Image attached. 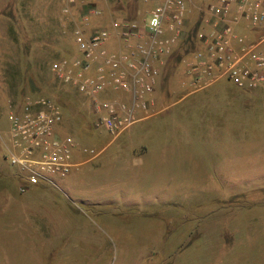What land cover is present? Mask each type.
<instances>
[{
	"label": "rangeland",
	"instance_id": "obj_1",
	"mask_svg": "<svg viewBox=\"0 0 264 264\" xmlns=\"http://www.w3.org/2000/svg\"><path fill=\"white\" fill-rule=\"evenodd\" d=\"M93 1L103 14L83 24L81 0L70 13L64 11L67 0H0V130L7 132L10 125V104L30 91L45 92L64 106L65 130L99 154L85 153L81 146L74 157L84 163L75 176L59 183L60 189L42 185L33 196L74 207L59 211V218L109 224L105 257L93 263L66 241L38 252L32 241L44 232L34 236L32 225L5 224L10 210L0 202V264H135L154 247L159 254L141 264H182L193 257L182 248L199 231L198 217L204 216L202 228H209L213 214L221 216L223 235L214 241L222 244L219 255L226 260L223 246L232 243L225 230L228 218H244L249 206L258 210L264 204V87L241 88L227 79L203 90L188 87L184 59L193 47L181 40L160 64L155 106L133 125V136L125 131L115 138L97 129L88 102L60 81L52 63L81 54L74 36L78 27L91 33L115 18L141 22L154 1ZM139 142L151 149L131 151ZM7 162L0 149L1 184L13 180Z\"/></svg>",
	"mask_w": 264,
	"mask_h": 264
},
{
	"label": "built area",
	"instance_id": "obj_2",
	"mask_svg": "<svg viewBox=\"0 0 264 264\" xmlns=\"http://www.w3.org/2000/svg\"><path fill=\"white\" fill-rule=\"evenodd\" d=\"M81 1L83 24L103 14L95 1ZM152 1L141 22L115 18L111 26L91 33L78 27L74 36L81 54L51 66L63 84L74 86L88 102L95 127L115 138L151 115L160 64L191 32L196 48L184 59L183 84L203 90L227 79L241 88L264 87V0ZM75 4L67 0L64 11L70 13ZM110 41L118 46L108 48ZM7 112L10 125L7 132L0 130V149L19 178L20 192L35 183L60 189L59 183L78 166L74 153L82 146L65 130L60 103L47 95H27Z\"/></svg>",
	"mask_w": 264,
	"mask_h": 264
},
{
	"label": "crops",
	"instance_id": "obj_3",
	"mask_svg": "<svg viewBox=\"0 0 264 264\" xmlns=\"http://www.w3.org/2000/svg\"><path fill=\"white\" fill-rule=\"evenodd\" d=\"M108 48L117 47L116 42L110 41L107 44ZM149 117V116H148ZM143 118L140 121L147 119ZM137 125V124H136ZM129 128L128 135L133 129ZM134 131H137L135 129ZM131 151L136 154H143L151 149L145 142L133 143L130 147ZM69 176L64 180L66 183L71 177L75 176V170L84 163L78 162ZM10 166V165H9ZM8 166V167H9ZM14 170L11 166L9 167ZM13 180L6 183H0V202L10 210V216L6 219L5 224L14 225H32L34 227V236L37 233L44 232L38 238H33V248L40 252L52 251L57 244H62L64 241L71 244L69 249L79 248L84 253L85 259L97 263L105 257V226H94V222L73 220L69 218H59V211L63 213L68 211V208H74L71 205H63L57 202V199L48 198L45 200L43 196L34 197L33 190H44L39 183L31 184L25 193L20 192L18 179L12 174ZM16 180V181H15ZM15 205V206H14ZM14 206V207H13ZM248 207V206H247ZM262 208L256 210L254 207H248L245 210L244 218L242 216L228 218L231 221L226 225V232L231 235L232 243L230 245L223 244L226 260L219 255L222 244L215 242L214 239L223 235V228H219L221 216H209L211 222L210 227L202 228L204 216H199V231L193 235L191 242L186 243L182 250L187 251L188 255L193 256L189 259L182 260V264H264V204ZM49 209L52 212L46 213ZM54 211V212H53ZM206 219H208L206 217ZM103 226V225H102ZM19 245L24 241L25 235L21 234ZM252 238V239H251ZM32 245V244H31ZM139 249H134L131 253L137 257ZM159 254L156 247L149 251L148 255H141L135 264H141L144 260L155 259ZM148 256V257H146ZM160 262L159 264H161Z\"/></svg>",
	"mask_w": 264,
	"mask_h": 264
},
{
	"label": "trees",
	"instance_id": "obj_4",
	"mask_svg": "<svg viewBox=\"0 0 264 264\" xmlns=\"http://www.w3.org/2000/svg\"><path fill=\"white\" fill-rule=\"evenodd\" d=\"M194 36H195V32L193 33V32H191L189 35H187L186 36V38L184 39V41H187V42H190V46L191 47H193V50L196 48V40L194 39ZM190 47V48H191ZM190 48H188L187 50H190ZM36 94H41V95H47V93H42L41 91H38V90H33V91H30V92H28L25 96H27V95H36ZM24 96V97H25ZM48 96V95H47ZM23 97V98H24ZM21 100H23V99H21ZM57 101V100H56ZM57 102H59V101H57ZM60 103V102H59ZM60 105L62 106V108L64 107L61 103H60ZM64 110V109H63ZM13 173H14V175L16 176V178L18 179V181H19V178H18V176L16 175V173H15V170H13Z\"/></svg>",
	"mask_w": 264,
	"mask_h": 264
}]
</instances>
